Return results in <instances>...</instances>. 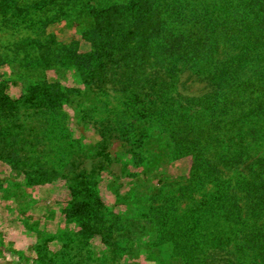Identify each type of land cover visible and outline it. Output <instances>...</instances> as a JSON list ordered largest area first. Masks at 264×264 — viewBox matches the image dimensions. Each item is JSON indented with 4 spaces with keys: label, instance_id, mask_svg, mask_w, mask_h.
Masks as SVG:
<instances>
[{
    "label": "trees",
    "instance_id": "trees-1",
    "mask_svg": "<svg viewBox=\"0 0 264 264\" xmlns=\"http://www.w3.org/2000/svg\"><path fill=\"white\" fill-rule=\"evenodd\" d=\"M62 18L78 22L89 51L50 31ZM5 30L27 36L0 50V66L26 71L30 85L13 99L0 76V158L33 185L69 183L65 213L79 229L63 231L65 241L77 234L87 246L99 235L116 261L167 244L164 264H264V0H0ZM70 71L75 86L63 82ZM185 73L206 92L181 90ZM69 104L96 124L102 155L113 138L131 146L130 163L141 169L133 174L151 186L146 198L138 192L146 221L128 215L139 227L122 226L127 220L97 190L95 168H82L87 152L74 151ZM186 155L189 178L152 183V166ZM118 224L143 244L115 247ZM80 251L89 264L91 253ZM38 264L73 263L46 251Z\"/></svg>",
    "mask_w": 264,
    "mask_h": 264
},
{
    "label": "rangeland",
    "instance_id": "rangeland-1",
    "mask_svg": "<svg viewBox=\"0 0 264 264\" xmlns=\"http://www.w3.org/2000/svg\"><path fill=\"white\" fill-rule=\"evenodd\" d=\"M39 5L40 3L37 2L36 6ZM49 29L61 42L67 43L78 39L82 51L91 49V43L83 37L80 25L73 19L62 18L61 21L53 23ZM23 36H27V32L3 31L0 33V50L11 49ZM1 75L4 79H9L7 89L13 99L20 100L28 94L30 84L26 80V71L16 72L10 64H4L0 66ZM48 75L51 81L58 80L54 70L49 71ZM64 79L63 82L69 86L77 85L76 77L71 71ZM181 82L180 89L187 94L201 95L206 92V83L188 79V73L182 76ZM110 94L114 95L116 92L111 89ZM87 102L89 103L90 100ZM115 103L116 101L113 100L111 106ZM64 108L74 132V151L87 152L86 156L81 157L82 168L85 167L89 171L95 168V175L99 181L97 190L105 206L116 214H122L123 220H127L128 215L131 217L140 215L139 221L145 222L146 220L141 216V209L148 208L144 206L145 204L141 205L138 192H150L151 186L142 182L146 179V175H141V179L134 175L141 169L130 163L131 146L118 138H113L105 150L106 155H102L99 151L102 137L94 121L83 113L84 107L69 104ZM192 163L191 155L176 159L166 156L160 166L150 168L151 178L152 175H156L152 183L160 185L161 181L164 183L166 180L183 182L190 177ZM156 164L159 163L156 162ZM72 200V191L65 179L33 185L26 179L24 173L15 170L10 162L0 158V264H38L40 253L46 251L73 264H86L84 252L80 251L84 248L94 258L88 259L89 264H164L161 258L169 259L166 257L170 255L168 245L163 244L159 246L163 249L159 253H156L155 245H142L136 256L127 255L121 260H113L112 255H108L109 246L99 235L92 237L87 246L77 234L69 235L70 237L65 239L71 244L64 248L66 241L62 232L69 229L77 232L79 229V225L70 222L65 213V209ZM108 217L111 218L110 222L114 223L113 215L108 213ZM121 222L123 227H139L129 220ZM118 225L120 227L118 226L117 229H122L115 235L117 239L112 240L115 247L124 248L132 242L135 246L143 244L139 242L140 238H135L133 241L126 239V234L125 236L122 234L123 227ZM149 227L146 231H150ZM140 234L141 232L137 235L140 236ZM148 240L154 244L152 235Z\"/></svg>",
    "mask_w": 264,
    "mask_h": 264
}]
</instances>
